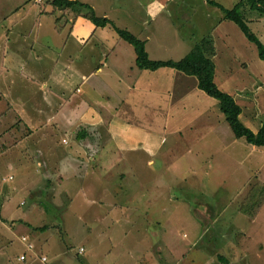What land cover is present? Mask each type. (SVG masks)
Segmentation results:
<instances>
[{
    "label": "crops",
    "instance_id": "1",
    "mask_svg": "<svg viewBox=\"0 0 264 264\" xmlns=\"http://www.w3.org/2000/svg\"><path fill=\"white\" fill-rule=\"evenodd\" d=\"M78 1L97 12L99 1ZM201 1L203 12L197 14L199 7L196 8L191 0H131L129 17L133 22L129 23L130 28L138 27L133 34L144 40L151 59H169L162 56L164 48H169L165 40L188 50L183 37L164 38L152 30L154 26L158 28L170 25V22L176 26L195 25L200 20L198 24L208 25L215 40L223 42L231 38L229 24L221 21L222 13L217 12L222 11L214 5L207 9V0ZM104 4L108 10L127 5L124 0H104ZM78 8L84 9L80 6L53 8L44 0H0V214L24 223L16 225L13 222L14 225L9 227L10 223L0 220V250L15 240L22 245L16 257L18 262L25 264L31 259L40 264H52L51 260L48 262L47 253L37 252L34 245L37 244V231L43 233L45 227L34 229L33 226L72 217L81 218L79 226L84 231L87 217L101 218L112 225L116 219L126 218L124 214L129 215L128 219L142 217L146 213L138 206L139 213L131 215L125 204L131 207L144 192L149 195L146 189L149 182L142 180V172L156 163L152 155L172 154L175 160L182 154L201 152L210 158L209 163L207 160L210 171L215 166L211 163L217 162L221 170H228L235 160L238 175L243 174L238 178L239 184L229 182L225 176L210 192L226 197L232 195V199L240 195L231 212L233 217L226 219L228 223L207 226V230L214 227L217 234L232 237L225 241L231 256L226 258L221 254L225 258L222 263L237 264L242 255V237L235 238L234 235H242L246 226L243 218L255 222L264 204L263 200L251 218L238 209L254 183L264 184V176L260 177L264 169L261 154L264 145L245 144L232 136L221 143L220 156L213 160L210 150L224 140L222 135L226 133L221 129L226 120L215 108L214 98L197 87L194 76L169 67L137 68L133 47L119 38L113 26H96L85 13L79 10L75 13ZM97 15L106 16L122 28L108 11ZM250 22L264 44V18ZM246 48L244 57L251 53L249 48L253 49V46L246 44ZM261 67H264V60L255 54L254 71L264 78ZM253 115L258 116L257 113ZM252 119L244 117V123L257 131L259 127H254ZM60 137L62 144L58 140ZM167 140L170 143L165 146ZM234 144L240 145L241 150L235 151ZM166 148L175 149V153L173 150L164 152ZM109 175L113 176L108 179ZM123 175L127 177L125 181ZM35 176L40 179L31 184ZM221 187L230 190L224 191ZM19 192L30 199L29 209L25 212L40 217L17 214L19 206L26 204L25 199L17 201L15 198ZM46 197L49 198L45 200ZM11 198L16 200L17 207H11V212L5 213L4 208ZM213 199L207 204V218L223 219L222 213H215L219 198ZM74 201L78 204L75 211L62 212L66 207L64 204ZM99 210L101 215L97 213ZM247 225L250 227L252 223L249 221ZM9 229L16 231L7 233ZM134 232L127 228L123 230L124 239L134 241V244H126L127 253L132 251V260L126 264H136L139 251H145L142 262L150 264L153 256L146 244L147 238L137 240L133 237ZM100 233L112 235L113 229ZM21 236H27V242L22 241ZM28 244L33 247L28 248ZM20 255L25 259L20 260ZM38 255L46 256V261L42 262ZM0 264H6L1 253ZM207 264H212L210 258H207Z\"/></svg>",
    "mask_w": 264,
    "mask_h": 264
},
{
    "label": "rangeland",
    "instance_id": "2",
    "mask_svg": "<svg viewBox=\"0 0 264 264\" xmlns=\"http://www.w3.org/2000/svg\"><path fill=\"white\" fill-rule=\"evenodd\" d=\"M97 1H99L96 10L97 14L108 11L110 17L116 24L132 33H136L138 27L130 28L129 24L133 22L129 17L132 11L129 8L131 0H124L127 4L125 7L117 5L115 9L109 8V10L104 4V0ZM107 1L105 0V2ZM216 1L225 7H232L238 0ZM191 2L196 8L199 7L197 14L203 12L200 7L201 0H191ZM207 4V9H210L209 5L211 4L208 1ZM79 9H76L75 13L78 14ZM84 9L79 10V12L85 13L87 10ZM184 12L180 11L179 13ZM217 12L222 13L219 10ZM204 18L203 16V20ZM199 22L200 20L195 25L193 23L190 25L181 24L176 26V24L171 25L170 22V25H161L158 28L154 26L152 30L164 38L170 39L176 35L180 38L183 37L184 45L188 47V50H185L184 47L178 48V43L165 40L164 43L169 48H164L162 56L168 57L169 59H179L191 49L196 40L205 34L207 35V31L208 33L211 32L208 25H200L198 24ZM225 22L229 24L228 34H230L231 38L224 39L222 42L221 40H215L214 33H209L213 36V46L216 51L214 57L217 67L216 82L220 89L232 94L236 102L241 106L242 112L239 117L243 123L246 121L244 117H251L253 118L252 123L255 125L254 127L258 128L264 123V78L256 75L253 68V57L255 54L257 56V51L255 46L241 34V31L235 24L228 20H225ZM248 24L253 31L255 29L254 25L251 22ZM191 34H193V37ZM136 36L140 37L138 35ZM246 44H252L253 49L249 48L251 53L247 57H244L245 52H247ZM225 46L231 49H226ZM214 101L216 103L215 108L219 112L217 101L213 99ZM252 113H257L258 116H251ZM199 120L202 121L203 118L200 116ZM221 129L226 133L222 135V139L224 140L210 150L213 153V160L218 159L220 156L219 150L221 149V143L223 141H229L234 136L228 122L225 121ZM58 140L62 144L61 137ZM239 140L248 144L244 138H240ZM169 143L170 140H167L165 146L169 145ZM181 143L182 141L179 146H181ZM233 148H235V151L241 150L240 145L236 147L234 144ZM172 150L175 153V149L170 148H166L164 152ZM257 154L259 156L262 154L264 158V153ZM205 155L201 152L196 153V155L194 153L182 154L175 160L173 159L175 155L172 154H166L164 156H160V154L152 155L156 163L148 166L146 172H142V180L149 182L146 189L150 196L144 192L131 207L125 204L128 209V214L136 215L139 213L136 210L138 206L146 213H143L144 216L141 215L142 217H140L139 215L128 219L129 215L124 214L126 218L116 219L113 225L109 221L101 220V218L91 219L87 217L84 220L87 229L84 231L79 226V224H82L81 218L79 220L72 217L67 218V220L50 221L46 225L33 226L34 229L45 227L43 233L39 232L40 230L37 231L38 237L35 236L37 244L33 242L37 252H46L48 262L51 260L52 264H126L127 261L132 260V251L129 250V253H127L126 244L129 245L130 242L134 244L131 238L127 242L123 237V230L127 228L136 231L133 233V237L137 238V240L142 241L144 238H147L146 244H149L150 255L153 256L150 264H177L178 262L181 264H207V258L212 260V264H224L222 262H224L225 258H222L221 254L227 256L226 258L231 256V251H228L229 246H227L225 241L232 237L229 234H217L214 227L207 230V226L218 227L220 226V222H223V224L225 222L228 223V220L233 217L231 212L235 204L238 203V196L240 194L232 199V195L227 194L226 197L224 194L219 195V192V194L210 192L225 176L226 178L228 177L229 182L237 185L239 184V179L243 177V174L238 175L235 160L229 164L228 170L223 168L221 170L217 162H214V164L211 163V165L215 166L210 171L208 166L210 162L208 159L210 158ZM239 171H242V169ZM112 176L109 175L107 178L110 179ZM262 176H264V169H262L260 177L262 178ZM39 179V176H35L31 184H33L34 180L38 181ZM126 179V175H123L122 180L125 181ZM235 188L241 189L240 186H236ZM221 189L224 191L226 189L230 190V188L224 189L223 187ZM151 191L154 194L151 195ZM214 197L219 198V201L215 204V213H222L223 219L212 220L207 218V204H211L214 201ZM15 198L17 201L20 199L26 200L25 205L19 206L17 214L40 217L25 212L29 209V197L19 192ZM48 198L46 197L45 200ZM15 201L14 198L8 201V205L4 208L6 209L5 213H10L12 210L11 207H17ZM64 205L66 207L62 208V212H66V214H69L73 209L75 211V208L78 207L75 201L74 203ZM1 213L3 214L2 211ZM97 213L101 215L102 211L99 210ZM5 216L12 219L6 214H0V220L10 223L9 227L14 224L21 225L22 223L21 221L17 223L16 219L10 221ZM236 217L239 216L236 215ZM24 220L28 221L27 219ZM243 220H245L244 224L246 226L243 228L242 235H234L235 238L242 237V251L240 252L242 255L237 260V264H264V204L255 217V222L251 219L243 218ZM249 221L252 223L250 227L247 225ZM13 222L15 223L12 224ZM139 227L143 228L136 229ZM17 228L25 229L23 226H17ZM111 228L113 229L112 235L100 233L106 232ZM96 230H98V233ZM217 230L222 231L220 228ZM12 231L16 230L9 229L7 233ZM5 237L10 240L8 234ZM8 243L6 240V244ZM10 243L11 245L0 250L3 261L6 264H24L16 260L17 255L22 249V245H18L15 240ZM80 247L83 248V251H79ZM45 248L47 249L44 250ZM138 254L140 258L136 260V264H147L148 258H146L147 262H142L145 251H139ZM25 264L40 263L35 260L31 261L30 259Z\"/></svg>",
    "mask_w": 264,
    "mask_h": 264
},
{
    "label": "trees",
    "instance_id": "3",
    "mask_svg": "<svg viewBox=\"0 0 264 264\" xmlns=\"http://www.w3.org/2000/svg\"><path fill=\"white\" fill-rule=\"evenodd\" d=\"M207 1L222 11L221 21H231L238 27L246 40L255 46L259 59L264 60V44L248 24L253 19L264 18V0H238L232 7H225L215 0ZM44 3L50 4L53 8L84 7L87 10L85 17L96 26L112 25L119 38L133 47L135 65L139 69L154 70L160 67H169L186 75L194 76L197 80V87L217 101L219 110L235 137L244 138L248 144L264 145V123L260 125L257 131H253L245 125L239 117L242 112L241 106L236 102L234 96L220 89L215 81L216 64L214 57L216 51L210 32L196 40L191 49L179 59H151L145 49L144 40L127 29L115 26L106 16L97 15L88 4L78 0H44ZM263 200L264 184L262 182L254 183L238 209L243 215L251 218L256 214Z\"/></svg>",
    "mask_w": 264,
    "mask_h": 264
},
{
    "label": "built area",
    "instance_id": "4",
    "mask_svg": "<svg viewBox=\"0 0 264 264\" xmlns=\"http://www.w3.org/2000/svg\"><path fill=\"white\" fill-rule=\"evenodd\" d=\"M40 1V0H38ZM21 240L24 241V242H27V236H21ZM33 246L31 244H28V248H32ZM20 260H24L25 259V256L24 255H20L19 257ZM40 260L42 262H45L46 261V256H40Z\"/></svg>",
    "mask_w": 264,
    "mask_h": 264
}]
</instances>
